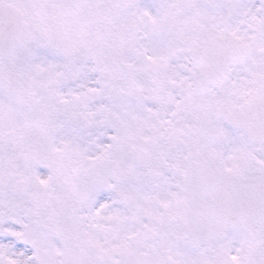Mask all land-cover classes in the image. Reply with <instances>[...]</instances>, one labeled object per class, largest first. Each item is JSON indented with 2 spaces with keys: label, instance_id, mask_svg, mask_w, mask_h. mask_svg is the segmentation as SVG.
<instances>
[{
  "label": "snow or ice",
  "instance_id": "obj_1",
  "mask_svg": "<svg viewBox=\"0 0 264 264\" xmlns=\"http://www.w3.org/2000/svg\"><path fill=\"white\" fill-rule=\"evenodd\" d=\"M0 264H264V0H0Z\"/></svg>",
  "mask_w": 264,
  "mask_h": 264
}]
</instances>
